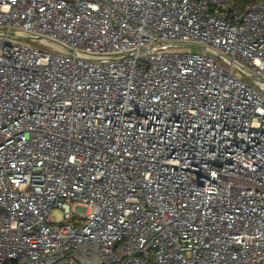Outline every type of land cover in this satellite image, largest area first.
I'll list each match as a JSON object with an SVG mask.
<instances>
[{"label": "built area", "instance_id": "built-area-1", "mask_svg": "<svg viewBox=\"0 0 264 264\" xmlns=\"http://www.w3.org/2000/svg\"><path fill=\"white\" fill-rule=\"evenodd\" d=\"M0 264H264V0H0Z\"/></svg>", "mask_w": 264, "mask_h": 264}, {"label": "rangeland", "instance_id": "rangeland-1", "mask_svg": "<svg viewBox=\"0 0 264 264\" xmlns=\"http://www.w3.org/2000/svg\"><path fill=\"white\" fill-rule=\"evenodd\" d=\"M14 41L16 43H24V44H29V42L27 40L24 39H14ZM175 51H179V52H187V51H195V49H187V48H180V49H174ZM75 212L77 213H81L84 212V209H81V207H75L74 208ZM53 217L57 220V221H61L62 220V215L56 211L53 213Z\"/></svg>", "mask_w": 264, "mask_h": 264}, {"label": "trees", "instance_id": "trees-1", "mask_svg": "<svg viewBox=\"0 0 264 264\" xmlns=\"http://www.w3.org/2000/svg\"><path fill=\"white\" fill-rule=\"evenodd\" d=\"M231 1L237 9L244 10L249 5H251L255 2H258L260 0H231Z\"/></svg>", "mask_w": 264, "mask_h": 264}, {"label": "water", "instance_id": "water-1", "mask_svg": "<svg viewBox=\"0 0 264 264\" xmlns=\"http://www.w3.org/2000/svg\"><path fill=\"white\" fill-rule=\"evenodd\" d=\"M189 48H192V49H198L197 46H193V45H190Z\"/></svg>", "mask_w": 264, "mask_h": 264}]
</instances>
